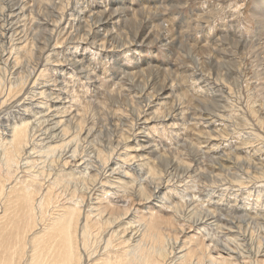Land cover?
<instances>
[{
	"label": "rangeland",
	"instance_id": "obj_1",
	"mask_svg": "<svg viewBox=\"0 0 264 264\" xmlns=\"http://www.w3.org/2000/svg\"><path fill=\"white\" fill-rule=\"evenodd\" d=\"M256 1L0 0V137L1 139L8 137L10 128H12L11 125H17L20 122V124L24 122L27 125L26 133L30 137H27L28 149L24 151L20 159L17 176H24V179H28V175L36 172L35 174H40L46 180V184L45 181L41 180L42 183L40 182L45 190V187L51 188L49 183L51 179L56 174H66V169H68L67 173L73 171L72 173L74 174L75 172L76 174L78 173V169H80V172L83 169L84 171L88 170L87 173L89 174L90 172L91 175H95L97 181H87L86 184L78 182L80 178L78 177L79 172L74 175L75 182L67 187L68 192L64 190L66 191L65 194L63 193L64 191L61 194V188L53 186L55 187L53 191L56 194L57 201L54 204L55 206L71 205L77 195L80 196L84 193L83 210H88V207L90 208L94 202V204L99 205L96 196L101 199V203H105L109 197V202L114 201L112 204L125 206L129 204L128 200H139V198H125L127 191L124 192L120 182L124 181L123 179L126 181L127 179L135 178L142 184H149L148 175L150 173L147 174L145 172L144 161L151 162V159H153L152 164L160 165L161 161H159V156L157 155L165 156L166 154V157H169V161L175 162L177 160L176 163H181L180 165L182 166L189 164L190 167L187 169L179 168L178 166L171 167L174 169H170V175L165 178L162 189L156 192V198L153 196L156 199V203H149V206L144 204L145 206L143 205V207L145 209L141 207L138 212L145 214L148 208L154 207L155 212L154 210L153 212L156 215L159 214L160 217L159 215L157 216L163 220L179 214L181 216L180 219L178 218L180 221L178 220V224L176 223L178 227L182 224L186 228H190L188 225L191 224L194 227L189 229L192 231L185 230L183 232L189 237V239L188 237L185 238L191 241V233L196 229L198 232L196 231L195 233L203 238L202 241L208 243L210 247L218 245L221 248V251L219 249H212L211 251V255L218 259L227 257L224 256L226 255L225 249L227 247L223 243H217L214 238H204L206 230L214 232V226L208 227L205 222L207 221L206 223H210V225L213 223L217 226L218 231L215 229V232H218L216 235L219 237H221L219 233L222 232L221 225L227 227L232 224L236 226L233 229L235 230L238 229L239 225L243 224L244 228H248L249 232L245 234L244 238L252 234L254 242L252 241L251 243L249 241L250 236L246 237L247 239H243L242 235L237 236L239 240H243L239 241L238 249L235 250L233 248L232 256L237 258L233 260V264H264V247H262V245L264 246V232H262L264 228L263 226L258 228L255 225L256 223L264 224V174L262 173V171L264 172V75H262L264 66L252 50L256 49L255 44L259 39L262 40L264 38V34H260V29L264 28V0H259V7L254 11L253 8ZM50 2L52 4H48ZM39 4L42 5L39 6ZM47 5H51L55 9L53 14L51 13L54 17L57 18L59 16L56 24L52 23V20H56V18L48 17V12H45L47 9L42 8V6L45 7ZM9 6H12V12L7 10ZM39 8L41 9L39 10ZM48 10L50 12V9ZM103 12L104 15H102ZM148 13L150 16H148ZM60 15H63V18ZM141 16H146V19L143 17L145 24H147L145 25L147 29L145 28L146 30L144 31L142 27L140 28ZM101 17H105L103 23L97 21ZM131 22L136 24L133 25ZM204 52H206L205 55ZM209 54L212 57L205 58ZM207 59L209 62H207ZM198 60L202 61V65ZM202 66L205 67L203 68ZM209 66L211 69L208 68ZM221 76L222 78H220ZM147 79L153 85L152 87L146 86L147 88L145 89L143 84ZM162 85H164L163 90L159 91L158 89ZM107 89L111 90L108 91ZM114 94L116 97H122L123 99H131L133 96L141 97L143 94V98L136 100V104L140 105V107L138 106L139 109L142 107L141 110H138L140 113L138 115L134 114V116L131 115L129 107L124 105V100L116 101ZM151 95L153 96L152 99L149 98ZM146 98L153 100V102H149ZM82 101L87 104H83ZM90 101L92 106L89 103ZM120 101L123 104L122 107ZM77 104L83 106L82 108L87 105V109L84 108L82 110L81 106ZM124 106L126 107L124 108ZM77 107L79 113L77 112ZM258 107L261 110H258ZM107 109L113 112L114 110L116 112L119 110L118 112L122 111V114L129 116L123 117L122 121H119L122 124L118 126L116 131L109 128L111 125L108 126V120L105 121L104 118H98L109 112ZM154 114L158 115L155 117L156 119L153 116ZM79 115L81 116L80 119L85 118L87 121L84 124L88 126L84 125L83 132L80 134L86 141L80 135V139L76 136L78 128L74 126L76 122L74 123L73 121H79L80 119L77 120ZM164 115H166V118ZM65 121L66 124H62ZM27 123L30 124L29 127ZM65 126H68L72 131L68 127L64 129ZM71 126L75 127L73 128L74 132ZM104 126H107V128H104ZM85 129H90L88 137ZM99 132H102V135ZM147 133L148 135H146ZM63 135L66 138H62ZM124 135L125 137L129 136L125 138ZM61 138L63 139L61 140L62 142H60ZM94 138L96 142L93 140ZM119 138L122 140L120 141ZM81 141L83 142L81 143ZM57 145L59 148L62 146L60 148L62 149L61 152ZM46 147H48L47 151ZM54 149L55 152H53ZM102 149L105 151L106 162H108L107 158L109 157V164L105 167V164L101 163V166L100 161L96 158L97 152ZM115 150H118V153ZM50 153L55 154L52 157ZM29 155L30 157H28ZM118 155L123 157V159L126 156L125 158L126 160L128 159V162L125 159L123 161ZM142 155H144L143 158L145 160L142 159ZM155 155L157 157H154ZM45 157L46 160L44 159L43 162ZM130 157L132 158L129 159ZM139 157L143 161L139 160ZM132 159L137 160V162L135 163ZM49 160L51 163L47 164L46 162ZM247 160L252 163L250 171ZM39 161L41 162L40 164ZM124 162L129 165L127 166ZM22 163L23 167L20 166ZM226 163H232V167H226ZM262 164L263 168H261ZM61 165H64V168ZM120 165L127 166L126 168L130 172ZM244 165L246 166L244 167ZM28 166L30 167L28 168ZM71 166L72 168L74 166V168L72 169ZM135 166H138V170ZM116 167H119V169ZM48 168L52 170L51 175V172H48L51 170ZM120 168L125 169V171L122 170L124 172L123 176H125V172L126 176L128 175L127 173H130V176L128 178H125L126 176L121 177ZM161 168L163 171L164 166L160 165V170ZM0 169L4 170L0 172V184L9 186L14 183L12 179H6V168L0 167ZM37 169L39 172L36 171ZM75 169L76 171L74 172ZM113 169L114 172L116 171L115 173H113ZM210 169L219 170L212 171ZM109 170H112L111 173ZM27 171H31L30 174ZM117 171L120 172L118 173ZM143 171L147 174V178ZM137 172L140 176L136 175L138 174ZM251 172L253 176H251ZM205 173L209 174L205 175ZM144 175L145 178H143ZM224 175H226V178ZM108 176H111L110 179H107ZM113 177L115 180H120L119 185L118 181L115 182ZM236 177H239L238 180ZM5 180H7V183ZM135 180L130 183L132 185L134 182L138 183ZM156 181L158 182V180ZM90 182L91 184H89ZM94 182L96 183L94 184ZM111 182L112 184H110ZM136 183L134 184L136 185ZM96 184L101 185L97 186ZM116 184L121 188H118ZM106 185H108V188ZM76 186L80 194L76 190ZM95 186H97V189ZM90 187L94 189H90ZM73 188L78 192L76 194L75 191L72 197L71 191L74 190ZM118 189L123 191L121 192ZM97 190L102 193H97ZM109 190L111 193H109ZM91 191L93 192L91 193ZM69 192L70 194H68ZM166 197H171V200ZM91 198L94 202L90 201V203L89 200ZM70 199L73 200L70 202ZM163 201L168 203L164 202L163 204ZM169 202L170 205H168ZM175 203L176 205H174ZM83 204L90 205L86 209ZM174 207H179L182 213H176L177 210L175 212ZM51 211L49 210L50 213ZM193 211L211 213L208 216L212 215V219L209 222L207 219L202 220L201 218H198L199 220L196 222L195 220L197 219H192L194 222L192 220L186 222L187 214ZM168 212L170 215L171 213L174 214L169 216ZM162 214L167 216H162ZM257 220L260 222H257ZM227 222L230 224H226ZM257 228L260 233L254 231ZM235 231L240 234L237 230ZM243 244L246 245L243 246ZM259 244H261V248L257 247ZM99 247L95 250L91 259L87 258L82 251L85 258H83L85 260H83L84 264H92L98 258H101L99 253H102L103 248L101 249V247L103 245ZM178 250H180L179 245H176L174 250L176 252L174 253L173 251V253L169 254L168 257H172L170 260L168 258L164 264H169L170 262L175 264V255H180L177 252Z\"/></svg>",
	"mask_w": 264,
	"mask_h": 264
},
{
	"label": "bare ground",
	"instance_id": "obj_2",
	"mask_svg": "<svg viewBox=\"0 0 264 264\" xmlns=\"http://www.w3.org/2000/svg\"><path fill=\"white\" fill-rule=\"evenodd\" d=\"M37 1V0H36ZM38 1H41V0H38ZM56 1V0H55ZM154 1V0H153ZM52 2V1H51ZM48 3V4H52V3ZM157 2V0H156ZM26 3V2H25ZM42 3V2H41ZM45 3V1H44ZM57 3V2H56ZM259 3L260 1L257 0L254 4V11L256 8L259 7ZM22 4V3H21ZM47 4V2L45 3ZM26 5V4H25ZM42 5V4H39V6ZM59 5V4H58ZM18 6V5H17ZM38 6V7H39ZM49 6V7H47ZM45 7L42 6V8H45L47 9V11L45 10V12H48V17L52 16L53 18H56L54 17L53 12L55 11V9H53V7L51 5H47ZM55 6V5H54ZM12 7V6H11ZM11 7L9 6L7 8L8 11L12 12V9ZM63 7V6H62ZM6 8V7H5ZM32 8V7H31ZM154 8V7H153ZM22 9V8H20ZM41 8H39L40 10ZM50 9V12L49 10ZM130 9V8H129ZM154 9H157V8H154ZM162 9V8H161ZM23 10V9H22ZM61 10V9H60ZM59 10V11H60ZM158 10V9H157ZM258 10V9H257ZM262 10V9H261ZM3 11V10H2ZM153 11V10H152ZM155 11V10H154ZM40 12V11H39ZM102 12V11H101ZM105 12V11H104ZM104 12L102 13V15H104ZM257 12V11H256ZM7 13V12H6ZM23 13V12H22ZM52 13V14H51ZM120 13V12H119ZM153 13V12H152ZM254 13V12H253ZM58 14V13H57ZM90 14V13H89ZM99 14V13H98ZM101 14V13H100ZM107 14V13H106ZM43 15V14H42ZM59 15V14H58ZM108 15V14H107ZM106 15V16H107ZM110 15V14H109ZM153 15V14H152ZM254 15V14H253ZM17 16V15H16ZM32 16V15H31ZM63 15H60V17H62ZM97 16V15H96ZM148 16L149 13H148ZM1 17V15H0ZM138 17V16H137ZM144 16H141L140 17V28L142 27V30H146L147 28L145 27V19L143 18ZM30 18V17H29ZM39 18V17H38ZM58 18L59 16L56 18V20H52V23H57L58 22ZM63 18V17H62ZM105 17H101L100 19L98 18L97 21H100L101 23H103L105 21L104 19ZM139 18V17H138ZM19 19V18H18ZM25 19V18H24ZM27 19V18H26ZM32 19V18H31ZM40 19V18H39ZM128 19V18H127ZM148 19V18H147ZM259 19V18H258ZM37 20V18H36ZM132 20V19H131ZM28 21V20H27ZM62 21V20H61ZM95 22V21H94ZM133 22V21H132ZM131 22V23H132ZM26 23V22H25ZM89 23V22H88ZM96 23V22H95ZM138 23V22H137ZM94 24V23H93ZM133 24V23H132ZM130 24V25H132ZM136 24V23H135ZM133 24V25H135ZM96 25V24H94ZM89 26V25H88ZM151 26V25H150ZM86 27V26H85ZM88 28V27H87ZM146 28V29H145ZM15 29V28H14ZM86 29V28H85ZM260 34H264V28L260 29ZM175 31V30H174ZM130 32V31H129ZM19 33V32H18ZM21 33V32H20ZM102 33V32H101ZM36 34V33H35ZM106 34V33H105ZM136 34V33H135ZM144 34V33H142ZM158 34V33H157ZM174 34V33H173ZM103 35V33H102ZM107 35V34H106ZM81 36V35H80ZM112 36V35H111ZM135 36V35H134ZM146 36V35H145ZM180 36V35H179ZM110 37V36H109ZM113 37V36H112ZM105 38V37H104ZM11 39V37H10ZM67 39V38H66ZM110 39V38H109ZM107 40V39H106ZM114 40V38H113ZM177 40V39H176ZM9 41V40H8ZM109 41V40H108ZM107 41V42H108ZM5 42V41H4ZM98 42V41H97ZM106 42V41H105ZM104 42V43H105ZM114 42V41H113ZM178 42V41H177ZM111 43V42H110ZM180 43V42H179ZM99 44V43H98ZM102 44V43H100ZM253 44V43H252ZM94 45V44H93ZM106 45V44H105ZM102 46V45H101ZM104 46V45H103ZM111 46V45H110ZM113 46V45H112ZM255 47L256 49H252L253 52L255 53V56L257 58L260 59V62L263 63V66H264V38L259 39V41L255 44ZM104 48V47H103ZM254 48V46H253ZM204 50V49H203ZM217 52V51H216ZM200 53V52H198ZM206 52H204V55H205ZM211 54V53H210ZM206 55L207 57L205 58H211L212 55ZM29 55V53H28ZM27 55V56H28ZM201 55V54H200ZM196 56V55H195ZM30 58V57H29ZM204 58V59H205ZM202 59V58H201ZM200 59V60H201ZM76 60V59H75ZM199 61V60H198ZM211 61V60H210ZM200 62V61H199ZM202 62V61H201ZM200 62V64H201ZM205 62V61H204ZM207 62L208 59H207ZM217 63H219V61H216ZM212 64V63H211ZM221 64V63H219ZM202 65V64H201ZM210 65V63H209ZM218 65V64H217ZM203 67V66H202ZM205 67V66H204ZM203 67V68H204ZM210 68V66L208 67ZM215 68V67H213ZM81 69V68H80ZM149 69V68H148ZM211 69V68H210ZM85 70V69H84ZM88 71V70H87ZM86 71V72H87ZM150 71V70H148ZM94 72V71H93ZM151 72V71H150ZM222 72V71H221ZM131 73V72H130ZM206 73V72H205ZM216 73V72H215ZM262 75H264V68H263V71H262ZM85 74V73H84ZM144 74V72H143ZM160 74V73H159ZM207 74V73H206ZM86 75V74H85ZM88 75V74H87ZM215 75V74H214ZM219 75V74H217ZM221 75V74H220ZM219 75V76H220ZM201 77V76H200ZM215 77V76H214ZM147 78V77H145ZM165 78V77H164ZM222 78V76L220 77ZM224 78V77H223ZM263 78V77H262ZM130 79V78H129ZM220 80V79H219ZM161 81V80H160ZM159 81V82H160ZM263 81V80H262ZM157 82V81H156ZM155 83V82H154ZM162 83V82H161ZM134 84V83H133ZM164 84V83H162ZM264 84V83H263ZM153 84H150L149 83V79L145 80L144 84H143V87L146 89L147 87H152ZM147 86V87H146ZM142 87V88H143ZM161 88L158 89L159 91L160 90H163V87L164 85L160 86ZM141 88V89H142ZM212 88V87H211ZM215 88V87H214ZM130 89V88H129ZM230 89V88H229ZM108 90V89H107ZM111 90V89H109ZM108 90V91H109ZM143 90V89H142ZM157 90V89H156ZM215 90V89H214ZM107 91V92H108ZM113 91V90H112ZM110 93V92H109ZM128 93V92H127ZM130 93V91H129ZM178 93V92H177ZM108 94V93H107ZM132 94V93H131ZM134 94V93H133ZM141 94V93H140ZM139 94V95H140ZM146 94V93H144ZM109 95V94H108ZM124 95V94H123ZM136 95V94H135ZM138 95V94H137ZM143 95V94H142ZM141 95V97H131V99H123L122 97L118 98V96L116 97L115 94V100L116 101H119V100H124V105H127L129 107V110H130V114L134 116V114H139L140 112L138 110H141L142 107L139 109L140 105L136 104V100H138V98H143ZM147 95V94H146ZM203 95V94H202ZM207 95V94H205ZM263 95V94H262ZM110 96H112L110 94ZM130 96V95H128ZM152 96V95H151ZM149 97L150 99L153 98L152 97ZM72 97V96H71ZM126 98H128L126 95H125ZM124 97V98H125ZM147 97V96H146ZM111 98V97H110ZM113 98V97H112ZM182 98V97H181ZM180 98V100H181ZM210 98V97H209ZM106 99V97H105ZM113 99V100H114ZM148 99V98H146ZM149 100V102H153V100ZM77 100V99H76ZM75 100V101H76ZM80 101V99H78ZM179 100V101H180ZM102 101V100H101ZM108 101V100H107ZM77 102V101H76ZM83 102V101H82ZM86 102V101H85ZM181 102V101H180ZM78 103V102H77ZM81 103V102H80ZM92 106V102L90 101L89 102ZM88 103V104H89ZM96 103V102H95ZM104 103V102H103ZM118 103V102H117ZM83 104H87V103H84ZM120 104H121V101H120ZM261 104V103H260ZM79 105V104H77ZM101 105V104H100ZM123 104H121V107H122ZM182 105V103H181ZM251 105V104H250ZM81 106V105H79ZM87 105H84V108H86ZM90 106V107H91ZM139 106V107H138ZM83 106H81V109L83 110L84 108H82ZM89 107V109H90ZM107 107V106H106ZM114 107V106H113ZM118 107V106H117ZM120 107V106H119ZM126 106H124L125 108ZM127 107V108H128ZM261 107V106H260ZM260 107H258L259 109L258 110H261ZM32 108V107H31ZM173 108V107H171ZM77 109V112H78V107L76 108ZM87 109V108H86ZM95 110V108H93ZM92 109V110H93ZM111 109V107H110ZM257 109V108H256ZM82 110H79L80 112H83ZM93 110V111H94ZM102 110V109H101ZM104 110V109H103ZM108 110V109H107ZM114 110V109H112ZM115 110H116V107H115ZM114 110L113 111H110L108 110L109 112H107L105 115H101L99 116L98 118H104L105 121L109 122L108 123V126L111 125V127L109 128H112L114 131H116V129H118V126L121 125L122 123H120L119 121H122L123 117H129V116H126L124 114H122L120 112H116ZM124 110V109H123ZM169 110V108H168ZM167 110V111H168ZM172 110V109H171ZM17 111V110H16ZM23 111V110H22ZM92 111V112H93ZM106 111V110H105ZM135 111H137L136 113H134ZM256 111V110H255ZM97 112V111H96ZM102 112V111H101ZM155 112V111H154ZM164 112V111H163ZM172 112V111H171ZM79 113V112H78ZM85 113V112H84ZM100 113V112H99ZM104 113V112H102ZM127 113V112H126ZM129 113V112H128ZM167 113V112H166ZM170 113V112H169ZM39 114V113H38ZM94 114V112H93ZM97 114V113H96ZM165 114V113H164ZM260 114V113H259ZM263 114V113H262ZM74 115H76L74 113ZM78 115V114H77ZM81 116L83 114H80ZM79 115V116H80ZM92 115V114H90ZM95 115V114H94ZM93 115V117H94ZM107 115V116H106ZM161 115V113H160ZM159 115V116H160ZM72 116V114H71ZM78 116V119L79 120L81 118V116L79 117ZM84 116V115H83ZM98 116V115H97ZM154 118L157 117L155 114L153 115ZM27 117V116H26ZM76 117V116H75ZM86 117V116H84ZM163 117V116H161ZM164 117L166 118V115H164ZM131 118V117H130ZM133 118V117H132ZM152 119H154L153 117H150ZM159 118V117H158ZM14 119V118H13ZM76 119V118H74ZM89 119V118H88ZM91 119V118H90ZM118 120L117 122H115L116 120ZM156 119V118H155ZM164 119V118H163ZM261 116H260V120H261ZM70 120V119H69ZM73 120V118H72ZM23 121V120H22ZM68 121V119H67ZM113 121V122H112ZM161 121V120H159ZM167 121V120H166ZM31 122V121H30ZM71 122V120H70ZM74 123L76 122V125H74L75 127L78 128V133H77V138H79V135L82 134L83 132V129H84V123H86V119L83 118V119H80L79 121H73ZM90 122V120H89ZM94 122V121H93ZM112 122V124H111ZM21 123V122H20ZM19 123V124H20ZM164 123V122H163ZM15 124V123H14ZM15 124V125H11L12 128H8L10 130V134L8 135V137L6 138H2L0 137V167L2 168H6L5 169V172H6V179H12L14 181V183H12L11 185L9 186H5V185H2L0 184V264H84L83 263V260L85 259L84 258V254H86L87 258H90L92 257V255L95 253V250L100 248L99 246L100 245H103V247H101V249L103 248V251L102 253L99 255L101 256V258H98L97 261H95L94 263L92 264H164L165 261L167 262V259L172 257H168L169 254L173 253V251L175 250L176 248V245H179V248L180 250H178L177 252L180 254V255H175V259H174V262L175 264H233V260L237 259L236 257H233L232 256V253H233V248L236 250L239 248V241L240 240H243L245 239L246 237L250 236L249 238V241H251L252 243V234L251 235H248L244 238L245 234H248V228H244L245 226L243 224L239 225L238 226V229H235L237 230L240 234H237V232L234 229V227L236 226H233L232 224L230 226H222L221 225V228H222V232L219 233L221 237H219L218 235H216V233H218V229L216 228L217 226L214 225L213 223H211L212 225H210V223H206L205 221V224L206 226H214V232H210V230H206L205 231V236L204 238H214L215 240H217V243L220 242V243H223L227 249H225L226 251V255L224 256H227V257H221L220 259L214 257L211 255V251L212 249H219L221 251V248L217 245L216 247H210L208 243H205V241H202V237L197 235L195 232L197 231L196 229L191 233V241H189V237L186 236L187 234L183 233L185 230H188V231H192V230H189L191 229L193 226L192 224L191 225H188L190 228H186L185 226H177L176 223L178 222V220L180 219V215L177 214L174 215V216H171L172 214L174 213H169V216H171L170 218H165L164 220L162 218H159V217L154 213L155 210L153 209L154 207L152 208H148V211L144 213H139L138 212V209H141V207H143L144 204H149V203H152V202H155L156 201V192H158L159 190L162 189V184L163 182H165V178L168 177L170 175V169H174V168H171V167H176L178 166L179 168L182 167V168H188L190 167V165H186V166H182L180 165L181 163H176L177 160H176V157H175V162L173 161H169V157H166V154L165 156L164 155H157L159 156L158 159L160 162V165L164 166V170L162 171V168L160 170V165H156V163L152 164L153 162V159H151L152 161L151 162H148V161H144V166L146 168V173L149 174L148 175V181H149V184L146 185L145 184H142L140 183L138 180H135V178H131L133 181H138V183H136V185L133 183H130L132 182V180H126L123 179L124 181H121L120 185L121 187L124 189V192L127 191L125 193V198L127 199H138L139 200H128V203L127 205L125 206H119V205H115L114 203L112 204V202H109V197H108V202L106 201L105 203H101V199L99 197L96 196V199L97 201H99V205L98 204H94L95 202L93 201V197L91 198V200H89V202L93 201L94 203L91 205V207L89 208L88 205H85L86 206V209L88 207V210H83L82 208V203H83V195L85 194H81L80 196L77 195V198L74 199L73 203L71 202L72 200L70 199V202H71V205H61V206H55L54 204L57 202L56 201V194L54 193L53 191V186H58L60 189V192L62 194V192L64 190H67V187L71 186L70 184L71 183H74L75 181V177L74 175L76 174V169L74 170L75 174L72 173L73 171H69L67 173V170L66 169V174H56L54 173V177L51 179V181L48 182L50 183L51 185V188L50 187H45V190L43 188V184L42 181H45V184H46V180H44L40 174H35L34 172L32 173V175H28L30 174L31 171H27L29 172L27 175L28 179H24V176H17V169L19 168V163L21 162V158H22V155L24 153V151L26 149H28L27 145H28V139L27 137H29V135L27 136V133H26V127L27 125L24 124V122L22 124ZM28 124V123H27ZM62 124H66V121ZM92 124V123H91ZM90 124V125H91ZM30 124H28V127H29ZM72 125V124H71ZM101 125V124H100ZM107 125V124H105ZM165 125V124H164ZM74 126H71L72 129L75 128ZM88 126V125H86ZM160 126V125H159ZM64 127V126H63ZM68 126H65L64 129H66ZM97 127V126H96ZM107 128V126H104V128ZM162 127V126H161ZM76 128V129H77ZM98 128V127H97ZM108 128V129H109ZM124 128V127H123ZM126 128V127H125ZM155 128V126H154ZM163 128V127H162ZM69 129V127H68ZM90 129H92L90 127ZM90 129H85L87 130V137H88V134ZM160 129V127H159ZM30 130V129H28ZM71 130V129H69ZM93 130V129H92ZM96 130V129H95ZM111 131V129H109ZM128 127H127V131H128ZM161 130V129H160ZM62 131V130H61ZM68 131V130H67ZM72 131V130H71ZM102 131V129H101ZM125 131V130H123ZM162 131V130H161ZM159 131V132H161ZM65 132V130H64ZM73 132H74V129H73ZM85 132V131H84ZM112 132V131H111ZM129 132V131H128ZM127 132V133H128ZM9 133V132H8ZM71 132L69 131V134ZM95 133V132H94ZM100 134L102 132H99ZM106 133V131H105ZM108 133V131H107ZM145 133V132H144ZM29 134V132H28ZM68 134V132H67ZM66 134V135H67ZM116 134V132H115ZM125 134V133H124ZM65 135V134H64ZM63 135L62 138H64L65 136ZM71 135V134H70ZM102 135V134H101ZM126 135V134H125ZM124 135V137H125ZM148 135V133L146 134ZM62 136V134H61ZM69 136V135H68ZM73 136V135H72ZM75 136V138H76ZM81 136V135H80ZM105 136V135H104ZM111 136V135H110ZM129 136V135H128ZM126 136V137H128ZM3 137V136H2ZM83 139L84 137L81 136ZM123 137V136H122ZM123 137V138H124ZM125 137V138H126ZM30 138V137H29ZM60 139V142H62L61 140L63 139ZM66 138V137H65ZM69 138V137H68ZM71 138V137H70ZM74 138V137H73ZM74 138V139H75ZM81 138V139H82ZM98 138V137H97ZM121 138V137H120ZM119 140L121 141L122 139ZM151 138V137H150ZM80 139V138H79ZM111 139V138H110ZM115 139V138H114ZM149 139V138H148ZM72 140V139H71ZM76 140V139H75ZM85 140V139H84ZM95 141V138L93 139ZM91 140V141H93ZM97 140V139H96ZM117 140V139H116ZM118 140V142H119ZM70 141V140H69ZM77 141V140H76ZM86 141V140H85ZM132 141V140H131ZM65 142V141H64ZM68 142V141H67ZM75 142V141H74ZM83 141H81L82 143ZM96 142V141H95ZM99 142V141H98ZM110 142V141H109ZM113 142V141H112ZM33 143V142H32ZM38 143V142H37ZM52 143V142H51ZM50 143V144H51ZM56 143V142H54ZM59 143V142H58ZM57 143V144H58ZM76 143V142H75ZM79 143V142H78ZM48 144V143H47ZM53 144V143H52ZM51 144V146H52ZM67 144V143H66ZM71 144V143H70ZM101 144V143H100ZM114 144V143H113ZM112 144V146H113ZM123 144V143H122ZM135 144V143H134ZM59 145H61L59 143ZM69 145V144H67ZM78 145V144H76ZM115 145V144H114ZM127 145V144H126ZM39 147V145H37ZM43 146V144H42ZM100 146V145H98ZM97 146V148H98ZM103 146V144H102ZM151 146V145H150ZM30 147V146H29ZM36 147V145H35ZM62 147V146H61ZM60 147V148H61ZM66 147V146H64ZM77 147V146H76ZM114 147V146H113ZM112 147V148H113ZM117 147V146H115ZM121 147V146H119ZM128 147V146H127ZM154 147V146H153ZM32 148V147H31ZM51 148V147H50ZM54 148V147H53ZM57 148L59 149V151L61 152L62 149H60L57 145ZM104 148V147H103ZM111 148V149H112ZM123 148V147H122ZM125 148V147H124ZM133 148V147H132ZM145 148V147H144ZM184 148V147H183ZM40 149H42V147H40ZM44 149V147H43ZM48 147H46V151H47ZM56 149V148H55ZM55 149L53 150V152H55ZM64 149V148H63ZM70 149V148H69ZM68 149V150H69ZM79 149V148H78ZM94 149V148H93ZM110 149V150H111ZM121 149V148H120ZM119 149V151H120ZM134 149V148H133ZM32 150V149H31ZM57 150V149H56ZM71 150V149H70ZM69 150V151H70ZM74 150V149H73ZM72 150V151H73ZM80 150V149H79ZM106 150V149H104ZM123 150V149H122ZM126 150V149H124ZM136 150V149H135ZM141 150V149H140ZM236 150V149H235ZM36 151V150H35ZM38 151V149H37ZM45 151V153H46ZM58 151V152H59ZM90 151V150H89ZM118 151V150H117ZM115 150V152H117ZM131 151V150H130ZM129 151V152H130ZM139 151V150H138ZM150 151V150H149ZM157 151V150H155ZM34 152V151H33ZM59 152V153H60ZM97 152V151H96ZM108 152V151H107ZM113 152V151H112ZM134 152V151H133ZM153 152V151H152ZM51 153H52V150H51ZM50 153V154H51ZM58 153V154H59ZM70 153V152H69ZM77 153V152H76ZM98 153V154H97ZM97 156L96 158L100 161V165L102 166V164L104 163V167L109 164V160L107 158V161L106 162V157H105V151L100 150L99 152H97ZM110 153V152H109ZM118 153V152H117ZM116 153V154H117ZM126 153V152H125ZM128 153V152H127ZM126 153V154H127ZM142 153V152H141ZM149 153V152H148ZM147 153V154H148ZM162 153V152H161ZM241 153V152H240ZM55 154V153H53ZM53 154L52 157H53ZM74 154V153H73ZM73 154H71L73 156ZM78 154V153H77ZM85 154V153H84ZM113 154V153H112ZM130 154V153H128ZM139 154V153H138ZM146 154V153H145ZM239 154V153H238ZM242 154V153H241ZM41 155V154H40ZM49 155V154H48ZM56 155H57V151H56ZM62 155V154H61ZM86 155V154H85ZM106 155H108L106 153ZM115 155V154H114ZM133 155V154H131ZM218 155V154H217ZM42 156V155H41ZM65 156V155H64ZM70 156V154H69ZM113 156V155H111ZM120 157V155H118ZM116 156V157H118ZM130 156V155H129ZM146 156V155H145ZM156 155L154 157H157ZM30 157V155L28 156ZM51 157V158H52ZM59 157L61 158V156L59 155ZM126 157V156H125ZM124 157V159L126 160V158ZM144 155H142V159ZM244 157V156H243ZM25 158V157H24ZM55 158V157H54ZM70 158V157H69ZM73 158V157H72ZM123 159V157H120ZM132 157H130L129 159H131ZM133 158L134 155H133ZM138 158V157H137ZM136 158V159H137ZM147 158V157H145ZM26 159V158H25ZM29 159V158H28ZM44 159L46 160V157L43 158V162H44ZM123 159V161H124ZM140 159L139 157V160H142ZM230 159V157H229ZM235 159V158H234ZM246 159V158H245ZM258 159V158H257ZM55 160V159H54ZM53 160V161H54ZM60 160V159H58ZM119 160V159H118ZM128 160V159H127ZM126 160V162H128ZM135 161V159H132ZM138 160V159H137ZM137 160L135 161V163L137 162ZM138 160V161H139ZM145 160V159H144ZM155 160V159H154ZM157 160V159H156ZM239 160V159H238ZM243 160V159H242ZM113 161V160H112ZM130 161V160H129ZM143 161V160H142ZM158 161V160H157ZM51 163V161H47L46 163ZM78 162V161H77ZM98 162V161H97ZM115 162L117 163V161L115 160ZM124 162V163H126ZM132 162V161H131ZM140 162V161H139ZM180 162V161H178ZM188 162V161H187ZM248 162V160H247ZM41 162L39 161V164ZM53 163V162H52ZM74 163V162H73ZM99 163V162H98ZM102 163V164H101ZM122 163V161H121ZM123 163V164H124ZM134 163V162H133ZM132 163V164H133ZM234 163V162H233ZM236 163V162H235ZM65 164V163H64ZM127 164V163H126ZM131 164V163H130ZM141 164V163H140ZM139 164V165H140ZM198 164V163H197ZM232 163H226L225 166L226 167H232L231 166ZM249 164V171H250V167H252V163H247ZM246 164V165H247ZM251 164V165H250ZM260 164V163H259ZM26 165V164H24ZM30 165V164H28ZM129 164H127L128 166ZM138 165V164H137ZM244 165V167L246 166ZM23 167V163L22 165H20ZM51 167V165H49ZM64 166V165H63ZM61 165V167H63ZM118 166V165H117ZM120 166H123V165H120ZM125 166V165H124ZM123 166V167H124ZM126 166V167H127ZM143 166V167H144ZM224 166V167H225ZM30 166H28L29 168ZM77 167V166H76ZM109 167V166H108ZM122 167V168H123ZM124 167L125 169H127L129 171L128 168ZM220 167V166H219ZM21 168V167H20ZM25 168V167H24ZM23 168V169H24ZM55 168V167H54ZM53 168V169H54ZM57 168V167H56ZM64 168V167H63ZM72 168V166H71ZM74 168V166H73ZM72 168V169H73ZM119 169V167H116ZM131 168V167H130ZM135 168L138 170V166H135ZM140 168V167H139ZM211 168V167H210ZM261 168H263V164L261 165ZM22 169V170H23ZM39 169H41L39 167ZM43 169V168H42ZM50 169V168H48ZM60 169V168H59ZM82 169V167H81ZM86 169V168H85ZM88 169V168H87ZM102 169V168H101ZM117 169V170H118ZM121 169V168H120ZM125 169H121V177H125L126 176V172H125V176H123ZM134 169V168H133ZM141 169H142V166H141ZM205 169V168H204ZM207 169V167H206ZM209 169V168H208ZM227 169V168H226ZM230 169V168H229ZM21 170V169H20ZM26 170V169H25ZM34 170V169H33ZM32 170V171H33ZM51 170V169H50ZM71 170V169H69ZM78 173L80 172V169H78ZM99 170V169H98ZM105 170V168H104ZM123 170V171H122ZM212 171L214 170H219V169H210ZM223 170V169H221ZM1 171H4L3 169H0V172ZM37 172L38 169L36 170ZM56 171V170H55ZM84 171V169H83ZM81 171V176H80V173L78 175L79 178V181L78 182H84L85 184L87 183V181H97L96 178H95V175H91L90 172L89 174L87 173L88 170L86 171ZM93 171V170H92ZM97 171V170H96ZM110 171V170H109ZM112 171V170H111ZM110 171V173H111ZM134 171V170H133ZM140 171V170H139ZM143 171V172H144ZM211 171V172H212ZM230 171V170H229ZM248 171V172H249ZM257 171V170H256ZM19 172V171H18ZM22 172V171H21ZM20 172V174H21ZM25 172V171H24ZM41 172V171H40ZM46 172V171H45ZM44 172V173H45ZM48 172H51L50 175L52 174V170L51 171H48ZM58 172V171H56ZM86 172V173H85ZM116 172V171H115ZM114 172V169H113V173ZM118 172V171H117ZM120 172V171H119ZM118 172V173H119ZM130 172V171H129ZM132 172V171H131ZM141 172V171H140ZM144 172V173H145ZM209 172V173H211ZM247 172V171H246ZM245 172V173H246ZM261 172V171H259ZM23 173V172H22ZM77 173V174H78ZM105 173V172H104ZM109 173V174H110ZM138 173V172H137ZM142 173V174H144ZM145 173V174H146ZM207 173V172H206ZM205 175H208L206 174ZM244 173V174H245ZM262 173L264 174V172L262 171ZM262 173H259V174H262ZM5 175V173H3ZM2 174V175H3ZM49 174V173H48ZM76 174V175H77ZM107 174V173H106ZM105 174V175H106ZM128 175L125 177V178H128L130 175V173H127ZM141 174V173H140ZM147 174H146V178H147ZM212 174V173H211ZM226 174V172H225ZM243 174V173H242ZM243 174V175H244ZM249 174V173H248ZM251 176L252 175V172L250 173ZM256 174V173H255ZM99 175V174H98ZM102 175V174H101ZM117 175V174H115ZM113 175V176H115ZM137 176L139 175L136 174ZM135 175V176H136ZM172 175V174H171ZM246 175V174H245ZM112 176V174H111ZM110 176V177H111ZM134 176V174H133ZM136 176V177H137ZM140 176V175H139ZM143 176V175H142ZM238 176V175H237ZM255 176V175H254ZM45 177V176H44ZM100 177V176H98ZM103 177V176H102ZM110 177L108 176L107 179H110ZM116 177V176H115ZM118 177V176H117ZM221 177H223L221 175ZM224 177L226 178V175H224ZM230 177V176H229ZM232 177V176H231ZM249 177V176H248ZM261 177V176H260ZM77 178V176H76ZM101 178V177H100ZM99 178V180H100ZM114 178V177H113ZM119 178V177H118ZM145 178V175L144 177ZM141 177V179H143ZM234 178V176H233ZM239 178V177H238ZM238 178L236 177V179L238 180ZM242 178V177H241ZM240 178V179H241ZM247 178V176H246ZM251 178V177H250ZM249 178V179H250ZM256 178V177H255ZM117 179V178H116ZM120 179V178H119ZM115 180V182L118 181V185H119V181L120 180ZM170 179V177H169ZM208 179V178H207ZM232 179V178H231ZM230 179V180H231ZM248 179V178H247ZM42 180V181H41ZM111 180H113L111 178ZM144 180V179H143ZM158 180V182L156 181ZM211 180V178H210ZM227 180V179H226ZM251 180V179H250ZM7 180H5L6 182ZM101 181V180H100ZM105 181V179H104ZM109 181V180H108ZM107 181V182H108ZM147 181V182H148ZM252 181V180H251ZM41 182V183H40ZM7 183V182H6ZM44 183V182H43ZM96 182H94L95 184ZM100 183V182H99ZM109 183V182H108ZM124 183V184H123ZM130 183V186L127 188V185ZM140 183V184H139ZM201 183V182H200ZM76 184L78 185V183L76 182ZM75 184V185H76ZM91 184V182L89 183ZM112 184V182L110 183ZM168 184V183H167ZM243 184V183H241ZM73 185V184H72ZM74 185V186H75ZM80 185V184H79ZM82 185V184H81ZM97 185V184H96ZM101 185V184H100ZM100 185H97V186H100ZM103 186H105L104 184H102ZM114 185V184H113ZM165 185V184H164ZM90 186V185H89ZM97 186L96 189H97ZM108 185H106L107 187ZM117 186V184H116ZM169 186V185H167ZM81 187V186H80ZM86 187V186H85ZM111 187V186H110ZM109 187V188H110ZM118 187V186H117ZM121 187H118V188H121ZM84 188V187H82ZM88 189V187H86ZM92 187H90L91 189ZM108 188V187H107ZM114 188V187H113ZM176 188V187H175ZM74 190L71 191V196L73 197L74 193L76 190L79 191L78 187L76 186V190L75 188H73ZM89 189V190H90ZM94 189V188H92ZM99 189V188H98ZM111 189V188H110ZM101 190V189H100ZM119 191H121L120 189H118ZM70 191V189H69ZM76 191V194L77 192ZM84 191V190H83ZM116 191V189H115ZM123 191V190H122ZM121 191V192H122ZM59 192V193H60ZM66 191H64L63 193L65 194ZM68 192V190H67ZM82 192V191H81ZM93 191H91L92 193ZM96 192V191H95ZM99 192V190H97V193ZM101 192V191H100ZM99 192V193H100ZM102 193V192H101ZM109 193H111V191L109 190ZM114 193V191H113ZM112 193V195H113ZM117 193V192H115ZM70 194V192L68 193ZM67 194V195H68ZM79 194H80V191H79ZM123 194V193H121ZM258 194V193H257ZM58 195V194H57ZM92 195V194H91ZM99 195V194H98ZM166 195V193H165ZM70 196V197H71ZM153 196L155 198H153ZM168 196V195H166ZM59 197V196H58ZM71 197V198H72ZM89 197V196H88ZM91 197V196H90ZM95 197V196H94ZM124 197V196H123ZM163 197V196H162ZM165 197V196H164ZM65 198V197H64ZM166 198H169V197H166ZM171 198V197H170ZM169 198V199H170ZM69 199V198H67ZM162 199V198H161ZM62 200V198H61ZM64 200V199H63ZM66 200V199H65ZM87 200V199H85ZM84 200V201H85ZM126 200V199H125ZM171 200V199H170ZM168 200V201H170ZM67 201V200H66ZM88 201V200H87ZM142 201V203H140ZM61 202V201H60ZM65 202V201H64ZM69 202V201H67ZM90 202V203H91ZM139 202V203H137ZM164 202L166 203V201H163V204ZM171 202V201H170ZM170 202L168 205H170ZM185 202V201H184ZM156 203V202H155ZM159 203V202H157ZM161 203V202H160ZM168 203V202H167ZM166 203V204H167ZM186 203V202H185ZM172 204V203H171ZM250 204V203H249ZM54 205V206H53ZM146 205V206H147ZM154 205V204H153ZM167 205V207H169ZM176 205V203L174 204ZM184 205V204H183ZM186 205V204H185ZM257 205V204H256ZM145 206V205H144ZM149 206V205H148ZM172 206V205H171ZM54 207V208H53ZM164 207V206H163ZM183 207V206H182ZM145 209V207H143ZM146 208V209H147ZM171 208V207H170ZM184 208V207H183ZM182 208V209H183ZM186 208V207H185ZM156 209V208H155ZM169 209V208H168ZM175 209V212L177 210L176 213H179L182 211L179 210L180 208L179 207H174ZM49 210H52L51 213L49 212ZM154 210V212H153ZM159 210V209H158ZM164 210V209H163ZM185 211V210H183ZM192 211V210H190ZM143 212V211H142ZM161 212V211H160ZM171 212V211H170ZM187 212V211H186ZM194 212V213H193ZM189 212V214H187L186 216V222L188 221H191L192 219H197L195 220L198 221L199 219L198 218H201L202 220L203 219H207L208 222L210 219H212V215L211 216H208L210 215L211 213H207V212ZM167 213V212H166ZM204 213V214H203ZM185 214V213H184ZM164 214H162L163 216ZM165 216V215H164ZM167 216V215H166ZM165 216V217H166ZM185 216V215H184ZM183 217V216H182ZM256 217V216H255ZM179 218V219H178ZM257 219V218H256ZM259 219V218H258ZM82 220V221H81ZM180 221V220H179ZM193 221V220H192ZM259 220H257L258 222ZM263 221V220H262ZM194 222V221H193ZM247 222V221H246ZM260 222V221H259ZM184 223V222H183ZM192 223V222H191ZM178 224V223H177ZM187 224V223H186ZM189 224V223H188ZM203 224V223H202ZM204 224V225H205ZM226 224H230L229 222H227ZM256 227L258 226V228H264V224L261 225L260 223H256L255 224ZM254 225V226H255ZM195 227H197L195 225ZM248 227V225H247ZM194 228V227H193ZM257 229H255L254 231L258 233H260V231ZM209 229V228H208ZM215 229L217 230L215 232ZM225 230V231H224ZM200 231V230H199ZM252 231V230H251ZM198 232V231H197ZM235 232V233H234ZM262 232H264L262 230ZM201 233V232H200ZM234 233V234H233ZM108 234V235H106ZM202 234V233H201ZM106 235V236H105ZM242 235L243 239H238L237 236H240ZM255 236V235H254ZM185 237H188L185 238ZM240 238V237H239ZM247 239V238H246ZM248 241V240H247ZM246 242V241H245ZM254 242V241H253ZM232 244H233V247H232ZM246 244H243V246H245ZM250 247V246H249ZM258 248H261V244H259L257 246ZM262 247H264L262 245ZM224 250V249H223ZM234 250V252H235ZM264 250V249H263ZM82 251L84 252V254L82 253ZM98 252V251H96ZM176 251H174L175 253ZM249 252V251H248ZM258 252V250H257ZM98 254V253H97ZM98 255V256H99ZM234 255V254H233ZM220 257V256H219ZM84 258V259H83ZM89 259V260H90ZM168 260V261H169ZM85 261V260H84ZM169 263V262H168ZM171 263V262H170ZM169 263V264H170ZM173 264V263H171Z\"/></svg>",
	"mask_w": 264,
	"mask_h": 264
}]
</instances>
